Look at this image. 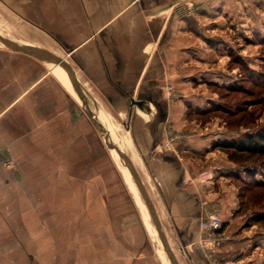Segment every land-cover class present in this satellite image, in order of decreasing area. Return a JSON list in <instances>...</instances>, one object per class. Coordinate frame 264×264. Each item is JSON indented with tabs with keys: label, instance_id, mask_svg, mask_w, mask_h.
<instances>
[{
	"label": "crops",
	"instance_id": "obj_1",
	"mask_svg": "<svg viewBox=\"0 0 264 264\" xmlns=\"http://www.w3.org/2000/svg\"><path fill=\"white\" fill-rule=\"evenodd\" d=\"M224 1L0 0V17L27 24V44L62 58L111 120L125 153L137 163L179 264L257 262L255 233H241L235 216L232 168L212 147L234 132L209 130L193 120L208 104L202 86L219 82L202 68L216 59L209 61L203 36L209 8ZM0 32L26 44L1 27ZM83 106L50 59L0 45V150L14 161L11 168L0 164V264H162L142 218L113 217L109 206L103 229L85 240L83 220L61 215L51 222L60 215L57 203L27 204V179L44 186L46 167L40 164L53 162L58 169L63 148L79 164L81 127L87 142L97 132ZM93 109L88 112L95 116ZM48 147L55 154L39 156ZM214 210L226 240L211 251L201 245L200 221ZM85 243L91 251L81 256Z\"/></svg>",
	"mask_w": 264,
	"mask_h": 264
},
{
	"label": "rangeland",
	"instance_id": "obj_2",
	"mask_svg": "<svg viewBox=\"0 0 264 264\" xmlns=\"http://www.w3.org/2000/svg\"><path fill=\"white\" fill-rule=\"evenodd\" d=\"M206 16L204 23H207L208 31L203 37L210 47L209 61L211 58H216V61L202 68H210L213 72L210 77L216 76L219 82H206L202 86L204 96L209 98L208 104L197 111L199 116L193 120L206 125L209 130L233 131V135H229L233 137L258 130L264 126V0H225L209 8ZM0 27L13 39L27 43V24L0 17ZM224 85L233 86L228 90ZM192 86L195 88L198 84L192 83ZM94 117L102 126V135L95 131V136L87 142V130L81 127L78 165L70 148H63L64 152L60 154L63 159L58 169L55 170L56 163L53 162L40 164L39 169L46 167L43 170L46 178L40 179L44 186H35L33 181L36 179H27V188H31V194L30 189L27 190V204L43 202L51 206L57 203L60 215L50 217L51 222L61 215L64 220H83L79 231L85 240L92 235L97 236L96 230L103 229L109 206L113 217L114 214L116 217L121 215L132 222L142 218L147 230L145 236L147 238L146 234H149V242L156 252L158 250L161 263L171 264L132 176L114 148L106 147L111 142L104 122L97 112ZM217 149L224 164L232 168L229 177L240 231L243 234L255 233L253 252L257 255L256 264H264V156ZM42 154L54 155L55 148H41L39 156ZM131 159L137 169V163ZM92 223L96 226L91 227ZM49 224L51 228L48 229L53 231L54 223ZM89 251L91 245L81 244V256ZM85 261L93 260L86 258Z\"/></svg>",
	"mask_w": 264,
	"mask_h": 264
},
{
	"label": "water",
	"instance_id": "obj_3",
	"mask_svg": "<svg viewBox=\"0 0 264 264\" xmlns=\"http://www.w3.org/2000/svg\"><path fill=\"white\" fill-rule=\"evenodd\" d=\"M0 45L3 46L6 49L9 50H13L16 52H20L22 54L25 55H29L32 57H36L40 59L41 55H47L50 58V61L55 65V66H60L65 73L67 74V77L70 81V85L71 88L73 89V91L75 92V94L80 97V99L82 100H86L89 101L92 105V107L98 112L99 115L106 117L101 110L98 108V106L96 105V103L94 102V100L89 96V94L83 89V87L79 84V82L76 80V78L74 77V75L71 73L69 67L66 65V63L64 62V60L62 58H60L59 56H57L56 54L31 45V44H18L15 41H13L12 39H10L9 37L3 35L0 33ZM83 105V104H82ZM84 107V106H83ZM86 114L90 117L92 123L94 124L96 130L102 135V126L101 124H99L96 120V118L94 116H92L88 110L84 107ZM106 145V144H105ZM106 147L108 149L110 148H114V150L116 151L117 155L119 156V158L123 161L124 165L127 167V169L129 170L134 184L139 192V195L141 197V199L143 200L145 207L149 213L150 219L156 229L157 232V236L162 244L163 250L165 252V254L167 255V258L169 259L171 264H179L172 248L170 247L166 236L164 234L163 228L160 224V221L158 219L157 213L155 211L154 205L150 199L149 194L147 193V190L143 184V181L139 175V173L137 172V169L135 168L132 160L130 159V157L114 142H111L110 145H106Z\"/></svg>",
	"mask_w": 264,
	"mask_h": 264
},
{
	"label": "built area",
	"instance_id": "obj_4",
	"mask_svg": "<svg viewBox=\"0 0 264 264\" xmlns=\"http://www.w3.org/2000/svg\"><path fill=\"white\" fill-rule=\"evenodd\" d=\"M190 15L191 10L186 12ZM174 140V136L171 134L167 140L163 143L165 149H170V144ZM0 164L3 167L11 168L14 165V161L9 152L0 150ZM200 228L203 232V238L201 239V245H204L209 250H213L218 247L224 240V236L220 230L222 228V221L216 210L207 213L200 221Z\"/></svg>",
	"mask_w": 264,
	"mask_h": 264
},
{
	"label": "trees",
	"instance_id": "obj_5",
	"mask_svg": "<svg viewBox=\"0 0 264 264\" xmlns=\"http://www.w3.org/2000/svg\"><path fill=\"white\" fill-rule=\"evenodd\" d=\"M232 86L233 85H224L223 87L230 90ZM241 135L216 141L213 143L212 147L221 148L237 154L264 156V126L258 130H253Z\"/></svg>",
	"mask_w": 264,
	"mask_h": 264
},
{
	"label": "bare ground",
	"instance_id": "obj_6",
	"mask_svg": "<svg viewBox=\"0 0 264 264\" xmlns=\"http://www.w3.org/2000/svg\"><path fill=\"white\" fill-rule=\"evenodd\" d=\"M1 33V32H0ZM3 34V33H1ZM4 35V34H3ZM19 44V43H18ZM45 56L46 58L50 59L49 56L47 55H43ZM57 68L60 70L61 74L63 75L64 79L66 80L69 88L73 91V89L71 88V85H70V81L67 77V74L65 73V71L60 67V66H57ZM74 92V91H73ZM75 93V92H74ZM81 102L82 104L84 105V107L89 111V112H92V105L89 101H86V100H82L81 99ZM94 110V109H93ZM95 111V110H94ZM96 112V111H95ZM98 114V113H97ZM99 115V114H98ZM100 118L102 119V121L104 122L105 124V127L107 129V133L109 135V138H110V142H114L115 144H117L121 149V144H120V140H119V136L117 135L113 125L111 124V121L109 120V118L107 117H104V116H101L99 115ZM107 133H106V136H107ZM123 162V161H122ZM126 167V166H125ZM127 168V167H126ZM127 171H129L128 169H126ZM130 173V172H129ZM131 175V174H130ZM147 221V220H146ZM145 221V222H146Z\"/></svg>",
	"mask_w": 264,
	"mask_h": 264
}]
</instances>
